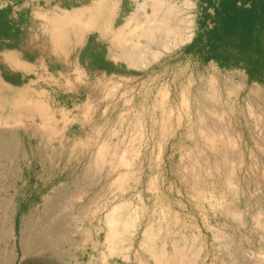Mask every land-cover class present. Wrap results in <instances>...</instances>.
Listing matches in <instances>:
<instances>
[{
    "label": "rangeland",
    "instance_id": "1",
    "mask_svg": "<svg viewBox=\"0 0 264 264\" xmlns=\"http://www.w3.org/2000/svg\"><path fill=\"white\" fill-rule=\"evenodd\" d=\"M120 1L115 27L136 5ZM193 1L192 39L138 68L99 30L77 43L65 12L92 0H0L17 89L0 102V264H264V25L212 57L218 0Z\"/></svg>",
    "mask_w": 264,
    "mask_h": 264
},
{
    "label": "bare ground",
    "instance_id": "2",
    "mask_svg": "<svg viewBox=\"0 0 264 264\" xmlns=\"http://www.w3.org/2000/svg\"><path fill=\"white\" fill-rule=\"evenodd\" d=\"M134 1L136 3L134 10L118 27H115V23L119 14L120 0H92L87 6L79 7L72 12L66 11L67 19L73 23L71 29L75 32L77 43L81 42V37L87 32L99 30L103 36L110 37L111 57H121L130 66L139 68L160 59L164 55V50H170L172 46L177 47L190 41L195 34V22L192 14L195 2L193 0ZM56 27L55 25L52 29L54 31L53 44L57 47L60 44V38L56 32ZM116 46H121V52L116 51ZM8 56L12 57V62L16 67L20 66L15 53H7L6 57ZM2 99H8V101L14 99L16 101L17 89L11 87L9 82L3 81L0 77V102ZM35 109L41 116H47V107L42 101L35 105ZM235 213L237 214V212ZM5 216L9 217L4 223L2 222L5 230L2 237H4L8 248L6 254L13 260L16 252V241L12 237L15 234L16 222L13 215L5 214ZM117 217L118 215L116 219ZM113 221L114 218L109 216V222ZM149 236L151 235L149 234ZM22 245L26 251V243L23 240ZM162 262L164 261L162 260ZM243 264L253 263L246 258Z\"/></svg>",
    "mask_w": 264,
    "mask_h": 264
},
{
    "label": "trees",
    "instance_id": "3",
    "mask_svg": "<svg viewBox=\"0 0 264 264\" xmlns=\"http://www.w3.org/2000/svg\"><path fill=\"white\" fill-rule=\"evenodd\" d=\"M206 17H211L208 12ZM256 22L264 25V0H218L214 25L207 32L212 41L210 55L216 57V42L223 41L225 34L241 36L249 24ZM12 81L17 83L16 80Z\"/></svg>",
    "mask_w": 264,
    "mask_h": 264
},
{
    "label": "crops",
    "instance_id": "4",
    "mask_svg": "<svg viewBox=\"0 0 264 264\" xmlns=\"http://www.w3.org/2000/svg\"><path fill=\"white\" fill-rule=\"evenodd\" d=\"M11 36H12V32H10L9 34H1L0 33V41H4V42H8V41H10L11 40ZM7 53H14V52H7ZM6 53V54H7ZM5 54V55H6ZM16 55H17V53H15ZM5 61L7 62V63H9V64H11L12 66H15L14 64H13V60H12V57L11 56H8V57H5ZM16 67V66H15ZM7 79H9L10 81H12V80H14L13 78H9V77H7ZM13 82V81H12Z\"/></svg>",
    "mask_w": 264,
    "mask_h": 264
}]
</instances>
